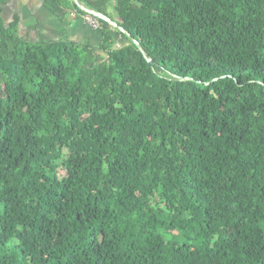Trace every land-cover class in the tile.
<instances>
[{"label": "trees", "instance_id": "obj_1", "mask_svg": "<svg viewBox=\"0 0 264 264\" xmlns=\"http://www.w3.org/2000/svg\"><path fill=\"white\" fill-rule=\"evenodd\" d=\"M5 2L0 264H264V0H78L97 46Z\"/></svg>", "mask_w": 264, "mask_h": 264}, {"label": "crops", "instance_id": "obj_2", "mask_svg": "<svg viewBox=\"0 0 264 264\" xmlns=\"http://www.w3.org/2000/svg\"><path fill=\"white\" fill-rule=\"evenodd\" d=\"M2 8L4 23L18 19L17 33L27 42L68 41L97 46L102 41L100 31L92 29L83 18L68 13V17L60 20L44 7L43 0H6ZM115 37V47L119 49L124 43L119 36Z\"/></svg>", "mask_w": 264, "mask_h": 264}, {"label": "water", "instance_id": "obj_3", "mask_svg": "<svg viewBox=\"0 0 264 264\" xmlns=\"http://www.w3.org/2000/svg\"><path fill=\"white\" fill-rule=\"evenodd\" d=\"M74 3L78 4V0H72ZM79 5V4H78ZM80 7V10L83 11L85 14L89 15V16H92V17H95L103 22H106L107 24L111 25L112 27L114 28H118V26L113 22L111 21L110 19H108L107 17L95 12V11H90L88 9H86L84 6L82 5H79ZM139 48V46H138ZM140 49V48H139ZM149 64L152 66V62H149Z\"/></svg>", "mask_w": 264, "mask_h": 264}, {"label": "built area", "instance_id": "obj_4", "mask_svg": "<svg viewBox=\"0 0 264 264\" xmlns=\"http://www.w3.org/2000/svg\"><path fill=\"white\" fill-rule=\"evenodd\" d=\"M91 18L92 20L90 22H88L89 20H86V23L92 27L94 30H100V27L98 25V23L94 20V18L92 16L88 17Z\"/></svg>", "mask_w": 264, "mask_h": 264}, {"label": "rangeland", "instance_id": "obj_5", "mask_svg": "<svg viewBox=\"0 0 264 264\" xmlns=\"http://www.w3.org/2000/svg\"><path fill=\"white\" fill-rule=\"evenodd\" d=\"M88 17H90V16H87L84 20H89L88 22H90L92 19L91 18H88Z\"/></svg>", "mask_w": 264, "mask_h": 264}]
</instances>
